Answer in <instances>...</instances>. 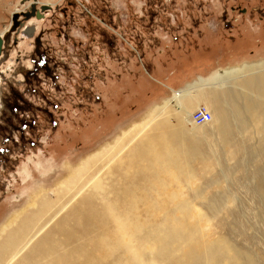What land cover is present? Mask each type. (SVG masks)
<instances>
[{"label":"rangeland","instance_id":"1","mask_svg":"<svg viewBox=\"0 0 264 264\" xmlns=\"http://www.w3.org/2000/svg\"><path fill=\"white\" fill-rule=\"evenodd\" d=\"M29 2L0 0V34L8 36L0 53V227L67 166L187 90L179 112L167 102L160 113L170 123L180 115L208 159L206 167L194 162L205 197L190 188L183 197L208 214L200 233L219 261L229 264L231 246L264 264V121L232 120L234 138L224 144L212 107L203 124L186 122L182 113L204 105L217 72L264 69V0H70L66 12L24 19L36 29L23 36V27H12L13 15L30 9Z\"/></svg>","mask_w":264,"mask_h":264},{"label":"bare ground","instance_id":"2","mask_svg":"<svg viewBox=\"0 0 264 264\" xmlns=\"http://www.w3.org/2000/svg\"><path fill=\"white\" fill-rule=\"evenodd\" d=\"M247 68L241 76L217 72L204 99L224 144L234 138L232 120L264 121V69ZM186 92H174L110 143L67 166L50 189L32 193L0 227V264H192L190 256L210 244L200 233L208 214L186 200L183 189L205 197L196 185L194 162L206 167L208 159L180 115L170 123L160 114L167 102L179 112ZM182 113L191 121L188 111ZM88 186L78 204L59 216ZM185 231L188 239H179ZM227 248L230 262L259 264Z\"/></svg>","mask_w":264,"mask_h":264},{"label":"flooded vegetation","instance_id":"3","mask_svg":"<svg viewBox=\"0 0 264 264\" xmlns=\"http://www.w3.org/2000/svg\"><path fill=\"white\" fill-rule=\"evenodd\" d=\"M22 2L24 1H29V0H21ZM35 3V6L32 8L30 6V9L26 10V11H23V10H19L18 12H15L14 14H17V15H13V21H12V27L13 28H16V29H19V28H24L21 32V34H23V36H25V34L29 35V33L31 32H34L36 27L35 25H27V26H24L23 25V20L26 19V18H30V17H33V18H36L38 21L42 20L46 15H49V13L51 11H53V9H56L59 7V4L57 2H54V3H51V2H43V1H40V0H30L29 4H31V2ZM67 4L66 6H63L61 8H58L62 10V12H66V8H68V4H71L70 0H67L66 1ZM83 9L85 10V12H89V10L83 6ZM22 17V19L19 18ZM9 35V34H8ZM3 36V33L0 34V37L2 38ZM40 36H37L36 37V43L39 42V38ZM8 38V36H7ZM8 41V39H7Z\"/></svg>","mask_w":264,"mask_h":264},{"label":"water","instance_id":"4","mask_svg":"<svg viewBox=\"0 0 264 264\" xmlns=\"http://www.w3.org/2000/svg\"><path fill=\"white\" fill-rule=\"evenodd\" d=\"M32 8L35 6V3L34 1L31 2V4H29ZM17 15V14H14V16ZM5 32L3 33V36L2 38L0 37V53L4 51V47H5V44H6V41H7V36H5ZM183 233H186L183 232ZM189 233V232H188ZM187 234V233H186ZM184 235L183 234H180L179 233V239L181 240H185V239H188V236L187 237H183ZM212 248V245L211 244H207L205 246V249H211ZM191 257V260L192 261V264H219L218 261H219V255L216 253L215 249L212 248L208 254H205L203 255V258H201V254L200 255H197V254H193L190 256ZM229 264H233L232 262H229Z\"/></svg>","mask_w":264,"mask_h":264},{"label":"built area","instance_id":"5","mask_svg":"<svg viewBox=\"0 0 264 264\" xmlns=\"http://www.w3.org/2000/svg\"><path fill=\"white\" fill-rule=\"evenodd\" d=\"M211 118V111L204 105L197 106L190 114V119L194 124L209 122Z\"/></svg>","mask_w":264,"mask_h":264}]
</instances>
